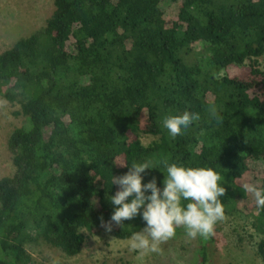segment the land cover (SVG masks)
I'll return each instance as SVG.
<instances>
[{"label": "trees", "instance_id": "obj_1", "mask_svg": "<svg viewBox=\"0 0 264 264\" xmlns=\"http://www.w3.org/2000/svg\"><path fill=\"white\" fill-rule=\"evenodd\" d=\"M54 6L44 28L0 53V94L27 119L8 138L15 172L0 179V264H30L39 241L76 256L84 230H106L113 176L128 171L114 158L214 168L225 212L237 202L256 213L264 261V210L242 191L264 187V0ZM185 109L200 119L172 138L162 118ZM143 134L160 138L145 145ZM153 177L162 186L159 169L144 182ZM143 227L138 216L112 231L127 240ZM213 240L201 237L199 264Z\"/></svg>", "mask_w": 264, "mask_h": 264}, {"label": "rangeland", "instance_id": "obj_2", "mask_svg": "<svg viewBox=\"0 0 264 264\" xmlns=\"http://www.w3.org/2000/svg\"><path fill=\"white\" fill-rule=\"evenodd\" d=\"M55 10L54 0H0V53L10 49L19 39L31 36L46 26ZM264 65V56L260 59ZM20 105L0 94V179L15 172L8 138L14 129L27 124L17 115ZM159 136L142 135L145 145L159 141ZM255 215L235 203L224 219L215 226L213 243L208 246L207 264H264L258 253L262 234L255 227ZM80 254L67 255L61 248L39 241L27 246L30 264H199L201 237L188 238L178 228L174 238L164 242L159 253L140 255L130 251L128 239H118L113 231L93 235L86 230ZM203 239V238H202Z\"/></svg>", "mask_w": 264, "mask_h": 264}, {"label": "clouds", "instance_id": "obj_3", "mask_svg": "<svg viewBox=\"0 0 264 264\" xmlns=\"http://www.w3.org/2000/svg\"><path fill=\"white\" fill-rule=\"evenodd\" d=\"M199 119V113L185 109L165 115L161 124L170 137L175 138ZM112 166L126 167L128 171L113 176L112 186L118 185L119 190L114 195L107 194L113 211L107 222L101 218V225L111 232L113 225L121 227L125 221L139 216L144 227L128 238L130 251L141 256L159 253L160 246L174 238L178 228H183L190 239L208 238L214 235L216 224L224 219L221 198L226 189L212 167L169 163L167 159L128 164L118 162L116 158L112 160ZM153 169L164 174L162 186L158 185L156 177L144 182L147 170ZM242 191L246 196L252 195L257 209L264 210V187L259 181L243 183Z\"/></svg>", "mask_w": 264, "mask_h": 264}]
</instances>
